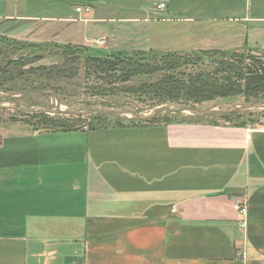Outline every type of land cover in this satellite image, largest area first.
Instances as JSON below:
<instances>
[{"label":"crops","instance_id":"crops-1","mask_svg":"<svg viewBox=\"0 0 264 264\" xmlns=\"http://www.w3.org/2000/svg\"><path fill=\"white\" fill-rule=\"evenodd\" d=\"M161 3L165 16L152 19L93 18V10L0 18L82 20L84 42L112 51L127 42L158 53L264 49V6H232L207 21ZM106 19L150 26L126 36L118 25L91 29ZM0 264H264V126L171 118L52 131L2 122Z\"/></svg>","mask_w":264,"mask_h":264},{"label":"rangeland","instance_id":"rangeland-1","mask_svg":"<svg viewBox=\"0 0 264 264\" xmlns=\"http://www.w3.org/2000/svg\"><path fill=\"white\" fill-rule=\"evenodd\" d=\"M162 1L183 9L181 11L182 17L177 15L175 18L181 17L183 19L193 15L195 16L193 17L194 20L203 19L207 21L213 20L205 18H219L215 16H218L217 14L223 9L231 8L232 6L247 7L248 5L253 13H257L258 8L262 10L261 6H264V0H0V16L17 10L22 15L26 13L32 16H71L77 18L76 7L91 6L93 8V18L134 19L150 16L149 18L152 19L165 16L163 13L157 14L158 11L156 12L155 10L157 4ZM109 12H112V14H108ZM171 14L174 16L173 13ZM223 16L229 18L227 16L233 15L226 13L224 15L223 13ZM8 19L0 18V66L2 70L7 69L14 77L18 74L22 75L15 79H4L3 77L7 76L0 75V96L51 91L58 94L63 108L108 106L134 109L141 113H147L164 104L161 103L163 100L155 97L157 90L155 92L154 90L159 87L161 81L166 80L172 74L177 79L183 75L199 73L215 79L220 78V76H215L214 74L218 61L221 59L220 56H198L197 54L199 53L186 55L184 54L186 52H179L182 54L174 56L173 58L175 59H171L169 60L170 62L166 63L164 62L165 59L160 55L151 53L139 55L135 51H131L132 44L127 42L126 44L128 45L122 43L116 45L118 50L126 53L119 54L115 59L119 60L120 68H127L130 73L133 72L134 77L128 83L110 85L94 77L87 78L85 75V51L87 49H90L97 56L115 51H112V48H107V43L104 44L102 41L100 43L103 44L84 42L82 33L85 37L86 28L84 29L83 25L85 24L82 23V20H76L71 22L69 26H63L53 21L40 22L36 25L34 21L24 23L17 19ZM222 20L227 21V19ZM105 22L91 23L90 27L91 29L94 28L98 34L99 30L105 31L109 26L115 27L118 25L115 29L117 28L120 31V36H126L128 33H132L133 30L137 31L136 28L140 27L138 25L143 27H146V25L150 26L145 20H139V23L126 21L111 24L106 19ZM146 38V35L143 36V39ZM14 42L16 46L12 45ZM33 44H45L48 46L40 48L43 51L37 52L39 54L33 56L34 58H28L30 53L33 55L36 53V49L32 47ZM64 46L68 48L70 46L71 50L65 52ZM108 46L111 47V43ZM143 46L145 47L146 44ZM261 46H251L254 48L245 47L237 51L243 54L242 57L245 58L246 62H249L248 58L264 60V49H261ZM231 56L232 54L229 57ZM52 67H58V69L49 70ZM47 77H51L53 80L47 79ZM175 78L173 80H176ZM163 85H166V83L160 87H163ZM263 98L264 90L252 93L243 92L237 95L205 100L195 107L209 109L238 102L261 101L264 100ZM9 105L24 108L38 106L44 109H54L55 100L46 96L39 99H25ZM43 114L46 113H28L0 109V125L2 122L9 124L24 123L34 128L37 125L41 126L40 121ZM46 115L51 119L49 121L53 120V123L64 124L65 126L91 129L100 125L99 121L91 118V116ZM171 118L182 119L178 118V116H172ZM252 119H254L253 122H256L254 125L264 126V117H253ZM203 122L212 123L213 120L206 119ZM45 123L46 121H44ZM220 123L224 124L228 123V121L221 119ZM107 124H112V119Z\"/></svg>","mask_w":264,"mask_h":264},{"label":"trees","instance_id":"trees-1","mask_svg":"<svg viewBox=\"0 0 264 264\" xmlns=\"http://www.w3.org/2000/svg\"><path fill=\"white\" fill-rule=\"evenodd\" d=\"M1 42V41H0ZM15 45V42L12 44ZM48 45H32L33 48L36 49V53L33 55L30 53L28 58H34L33 56H37L40 48L47 47ZM57 47V46H55ZM63 49L65 52L70 51L69 48L64 46ZM86 60H85V75L87 78L94 77L98 80H102L107 82L110 85L113 84H125L130 82L131 78L134 77L133 72H129L127 68H120L117 59L118 55L121 53H126L125 51H115L109 54H103L97 56L91 52L90 49L86 51ZM139 55H144L145 53H151L153 55H160L164 58V62H170L169 60L175 59L174 56H177L182 53L177 52H170V53H158L154 51H135ZM144 53V54H143ZM193 54L199 53L198 56L201 55H214L220 56L221 59L218 61L219 63L215 69V76H220V78H213L209 77L203 73L195 74V75H183L181 78H175V75H171L166 80L161 81L157 90L159 93H155V97H158L161 103H176V104H185L196 106L202 103L205 100H210L215 97H226L230 95H237L243 92H259L264 90V60L260 58L249 59V62H246L245 58L242 57L243 54L238 53L237 50L230 51V52H221V51H193V52H186L184 54ZM232 56L229 57L231 54ZM26 58V57H25ZM41 58V57H40ZM1 68V66H0ZM41 70H46L39 68ZM58 67H52L49 70H55ZM40 70V71H41ZM47 70V71H49ZM42 72V71H41ZM118 74V75H115ZM0 75L7 76L3 77L4 79H15L18 78V74L16 77L12 76L7 69L2 70L0 69ZM180 76V75H179ZM113 78V81H112ZM176 80H173V79ZM47 79L53 80L51 77H47ZM171 81V82H170ZM163 87H160L162 84ZM36 91V90H34ZM58 95V94H57ZM264 99V98H263ZM172 116H178L179 118H184L185 120H193V121H203L206 119H212L214 124H219L221 119L223 121H228L229 124L234 126H241L244 127L248 124L254 125L253 117H264V114H235L231 116H225L221 119L216 118H205V119H198V118H187L180 115H166L164 117H159L155 121L151 123H137V122H126L121 119L107 117V116H100V115H92L91 118H95L99 121V127H92L90 130L95 129H107L113 127H122L125 123H129L131 125H150L156 124L162 121L170 120ZM81 117V116H79ZM249 118V119H248ZM112 119V124H107V122ZM49 116L43 114L41 118L40 124L41 126H36V129H44V130H58V131H72L81 129L82 127H74V126H65L64 124H56L52 121H49ZM44 121L46 123L44 124ZM103 124V126H102ZM115 124V126H113Z\"/></svg>","mask_w":264,"mask_h":264},{"label":"water","instance_id":"water-1","mask_svg":"<svg viewBox=\"0 0 264 264\" xmlns=\"http://www.w3.org/2000/svg\"><path fill=\"white\" fill-rule=\"evenodd\" d=\"M52 97L55 100L54 109H44L42 107L24 108L17 107L15 105H9L25 99H39L43 97ZM0 109H9L19 112H42L52 115H64V116H92L100 115L112 118L121 119L126 122L137 123H151L159 117L166 115H180L187 118H222L225 116H231L235 114H264V100L256 102H238L226 106L214 107V108H199L195 106L176 104V103H164L157 106L153 110L147 113H141L134 109L128 108H114L108 106H94V107H77V108H63L61 100L57 94L51 91L42 93H28L18 94L11 96H0Z\"/></svg>","mask_w":264,"mask_h":264},{"label":"built area","instance_id":"built-area-1","mask_svg":"<svg viewBox=\"0 0 264 264\" xmlns=\"http://www.w3.org/2000/svg\"><path fill=\"white\" fill-rule=\"evenodd\" d=\"M165 9H166L165 3H161V4L157 5L158 11H163ZM75 11L79 15H89V14H91L92 9L90 7H76ZM237 209L242 215L246 216L248 210H247V206L244 203H241V202L238 203ZM242 224H243V226L245 225L244 222H242Z\"/></svg>","mask_w":264,"mask_h":264}]
</instances>
